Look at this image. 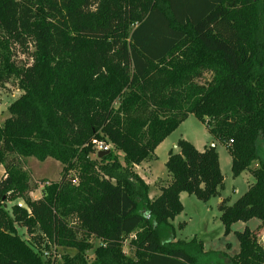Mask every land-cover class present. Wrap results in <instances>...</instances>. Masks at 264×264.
Masks as SVG:
<instances>
[{
  "label": "trees",
  "instance_id": "1",
  "mask_svg": "<svg viewBox=\"0 0 264 264\" xmlns=\"http://www.w3.org/2000/svg\"><path fill=\"white\" fill-rule=\"evenodd\" d=\"M8 85L22 95L0 124V264H203L204 243L176 240L172 221L181 194L220 197L217 146L179 140L153 199L135 172L191 114L227 147L233 176L255 180L219 205L225 235L260 221L236 232L231 264H264V0H0ZM96 142L114 150L99 158ZM30 158L63 167L38 199Z\"/></svg>",
  "mask_w": 264,
  "mask_h": 264
},
{
  "label": "rangeland",
  "instance_id": "2",
  "mask_svg": "<svg viewBox=\"0 0 264 264\" xmlns=\"http://www.w3.org/2000/svg\"><path fill=\"white\" fill-rule=\"evenodd\" d=\"M205 79H209V76L206 75ZM21 95L22 91L14 85H8L0 90V124H3L9 117L8 108L11 103ZM181 139L191 142L199 151H203L206 147L212 145L217 146L220 167L224 176V189L221 191L220 197H214L208 202L201 201L194 195L182 194L181 201L184 211L172 221L177 231L176 240L189 242L196 238L202 241L204 250L207 253L202 258L203 264H231V258L240 252V243L236 232H242L247 227L256 232H261V230H257L260 226V221L253 219L248 223H235L232 226V232L229 235H225V227L221 221L219 205L223 199H230L229 205L234 204L249 190L255 180L249 172H244L237 178L233 176L231 170L232 157L227 147L212 137L205 123L200 121L194 114L189 115L187 120L157 150L156 158L140 165V167H135V172L149 185V197L151 199L160 195L162 188L170 182V176L165 166L169 158V152L171 150L175 153L179 152L177 143ZM259 154L264 161V143H260ZM117 157L124 165L122 154L118 152ZM22 166L30 174L32 184L38 187L31 194L33 199L41 197L42 189L47 182L53 183L60 180L63 168L58 161L51 158L45 162L30 158ZM255 166L257 165L254 164ZM4 173V168L0 167V180L3 178ZM17 203L24 205L22 201ZM11 205L9 204V206ZM181 224H185L182 229L179 228ZM23 233L24 229H20V234ZM98 244L99 242L96 241L95 245L97 246ZM124 250L128 255H133L129 241L125 242ZM60 253L61 255H74L75 251L60 249ZM92 255L93 251H89L88 256L91 257Z\"/></svg>",
  "mask_w": 264,
  "mask_h": 264
},
{
  "label": "built area",
  "instance_id": "3",
  "mask_svg": "<svg viewBox=\"0 0 264 264\" xmlns=\"http://www.w3.org/2000/svg\"><path fill=\"white\" fill-rule=\"evenodd\" d=\"M95 148L98 152H110V151L114 150V146L112 144H107L104 142H96ZM48 255H49V253H46V256H48Z\"/></svg>",
  "mask_w": 264,
  "mask_h": 264
},
{
  "label": "water",
  "instance_id": "4",
  "mask_svg": "<svg viewBox=\"0 0 264 264\" xmlns=\"http://www.w3.org/2000/svg\"><path fill=\"white\" fill-rule=\"evenodd\" d=\"M212 146H214V145H212ZM107 154H109V152H99L98 157L101 158L102 156H105Z\"/></svg>",
  "mask_w": 264,
  "mask_h": 264
},
{
  "label": "crops",
  "instance_id": "5",
  "mask_svg": "<svg viewBox=\"0 0 264 264\" xmlns=\"http://www.w3.org/2000/svg\"><path fill=\"white\" fill-rule=\"evenodd\" d=\"M164 142H165V141H164ZM164 142H163V143H164ZM163 143H162V144H163ZM162 144H161V145H162ZM161 145L156 149V151H155V156H156V152H157V150L161 147ZM147 163H148V162H147ZM143 164H145V163H143ZM138 167H140V166H138ZM181 198H182V194H181ZM221 201H222V200H221Z\"/></svg>",
  "mask_w": 264,
  "mask_h": 264
}]
</instances>
